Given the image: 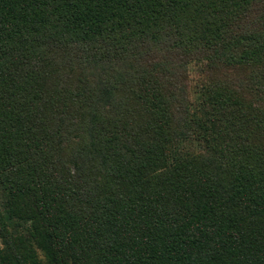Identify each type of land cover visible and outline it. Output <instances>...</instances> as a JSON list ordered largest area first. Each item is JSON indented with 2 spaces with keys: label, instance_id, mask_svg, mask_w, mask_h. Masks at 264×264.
Listing matches in <instances>:
<instances>
[{
  "label": "trees",
  "instance_id": "16d2710c",
  "mask_svg": "<svg viewBox=\"0 0 264 264\" xmlns=\"http://www.w3.org/2000/svg\"><path fill=\"white\" fill-rule=\"evenodd\" d=\"M0 186L4 264H264V0H0Z\"/></svg>",
  "mask_w": 264,
  "mask_h": 264
},
{
  "label": "rangeland",
  "instance_id": "374dc122",
  "mask_svg": "<svg viewBox=\"0 0 264 264\" xmlns=\"http://www.w3.org/2000/svg\"><path fill=\"white\" fill-rule=\"evenodd\" d=\"M199 73L197 72V69L193 66V65H190L189 66V83H190V89H191V99L194 101L196 99V94H195V91L198 90L200 87H199V84H200V81H199ZM6 193H5V190L3 189L2 186H0V211L1 212H5L6 211ZM12 221L11 217H7V223L8 225L10 224V227L12 229L15 228L14 225H12V223H10ZM19 230V228L17 229ZM3 248V244H2V241L0 239V251L2 250ZM38 255L41 256V258H43V256L41 255V252L38 251ZM0 264H4L0 261Z\"/></svg>",
  "mask_w": 264,
  "mask_h": 264
}]
</instances>
